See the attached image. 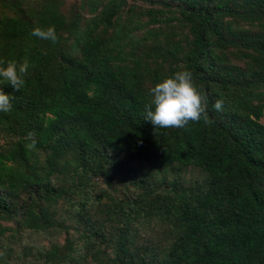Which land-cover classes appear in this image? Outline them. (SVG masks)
Here are the masks:
<instances>
[{"label":"trees","instance_id":"1","mask_svg":"<svg viewBox=\"0 0 264 264\" xmlns=\"http://www.w3.org/2000/svg\"><path fill=\"white\" fill-rule=\"evenodd\" d=\"M0 56V264H264V0H0ZM184 68L207 121L155 127Z\"/></svg>","mask_w":264,"mask_h":264},{"label":"clouds","instance_id":"2","mask_svg":"<svg viewBox=\"0 0 264 264\" xmlns=\"http://www.w3.org/2000/svg\"><path fill=\"white\" fill-rule=\"evenodd\" d=\"M32 35L43 40L56 42L58 34L54 25L35 27ZM32 67L28 58L22 61L0 56V113H8L13 108L12 93L6 92L3 85H12L20 90L25 77ZM151 100L144 106V119L155 127H184L189 121H207L205 95L196 84L190 69L184 68L164 77L150 89ZM214 108L222 111L224 100L218 99Z\"/></svg>","mask_w":264,"mask_h":264},{"label":"rangeland","instance_id":"3","mask_svg":"<svg viewBox=\"0 0 264 264\" xmlns=\"http://www.w3.org/2000/svg\"><path fill=\"white\" fill-rule=\"evenodd\" d=\"M198 177V174L196 173V172H194V171H189L188 172V179H196Z\"/></svg>","mask_w":264,"mask_h":264}]
</instances>
